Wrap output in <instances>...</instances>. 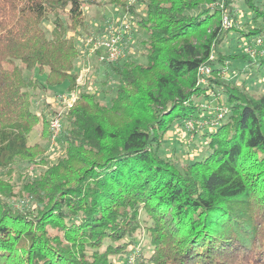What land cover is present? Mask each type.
<instances>
[{
    "label": "trees",
    "instance_id": "1",
    "mask_svg": "<svg viewBox=\"0 0 264 264\" xmlns=\"http://www.w3.org/2000/svg\"><path fill=\"white\" fill-rule=\"evenodd\" d=\"M139 1L141 13L129 0H108L147 38L142 61H101L105 93L115 94L106 104L78 84L76 43L89 33L84 7L102 0H0V264H117L143 233L152 252L142 264H264V92L225 81L238 56L219 49L237 31L223 28L225 12L235 21L243 3L264 23V8L258 0ZM239 34L254 37L242 58L262 67L264 55L255 60L245 48L264 52V24ZM201 67L210 69L205 83ZM63 85L79 98L52 160L55 110L33 105L39 91ZM217 108L229 112L213 126ZM188 121L192 132L204 130L207 156L162 155L168 133ZM32 165L39 175L14 182Z\"/></svg>",
    "mask_w": 264,
    "mask_h": 264
},
{
    "label": "rangeland",
    "instance_id": "2",
    "mask_svg": "<svg viewBox=\"0 0 264 264\" xmlns=\"http://www.w3.org/2000/svg\"><path fill=\"white\" fill-rule=\"evenodd\" d=\"M102 1L104 2V4L100 7H84L85 21L89 27V33H82V36H80V38L76 40L77 45L81 48V50H85L84 43L87 38L91 36L105 37L109 33V26H113L116 28L118 26V23L120 24L127 15L129 19L128 22L131 26L132 35L130 36L129 40H126L128 44H131V46L128 47V44L126 43L124 44V47L128 56L136 61H142L143 54L145 52L143 41L147 38L146 33L137 26V23L133 20L134 17L129 14V12L123 10V8H121L120 6L108 3V0ZM258 2L264 8V0H258ZM129 4H132V6L139 13H141L142 8L139 0H129ZM235 6L240 10L236 14L235 21L232 20V24L236 26L237 31L231 30L227 39L220 45L219 49L225 55L234 54L238 57L234 60L228 61L227 65L229 66V70L226 71L227 74H224V78L225 81L236 84H242L245 81L244 83L249 91H253L256 94H261L262 92H264V65L260 68H258L257 64L249 66L248 63L242 58L244 46L249 41L253 40L254 37H241L239 32H246L249 29H256L264 23L262 19L255 21L253 12L245 4L237 3L235 4ZM43 25L45 30L49 33L52 28V19L50 21H46ZM70 34L73 35L72 32H70ZM102 54V52H100L98 56H96V54H93L90 57V60L86 61V63H84L85 61H83V57L78 58V63L81 60V65L78 68L80 69V71L83 69H89L87 77H90V80L88 78H85L84 83L86 84V86L84 87V90L95 89L97 91H100V99L104 103L110 104V99L115 94L113 93L112 95V92L105 93V91H109L110 87L102 84L106 78V67H104L100 61V56ZM260 56L261 55H256L255 57L251 58L257 60V58H259ZM233 72L235 73L232 74ZM239 73L241 74L239 75ZM67 92L69 91L66 85L50 89L47 92L43 90L39 91L35 96L33 110L38 112L44 111L47 114L51 113L52 109L57 112L58 110H60V106L57 104L55 96ZM49 97L53 98H50V100H53L52 102L55 104V106H52L50 103L51 110L45 105V102L49 103ZM221 99L222 101H225V95L222 94ZM48 126L50 129V125ZM40 129L41 125L34 131L39 133ZM214 130L215 129H213V131ZM203 133L204 130L192 132L188 131L184 126L175 125L168 133L167 141L162 146L160 152L164 156L181 159L188 162H193L197 159L203 158L209 153V151L206 149V140H204L203 138ZM33 136L32 140H35ZM59 151L61 153L60 149L53 152V154H50L47 151L48 158L54 160L56 158V155L60 154ZM41 169L42 168L40 167V165H32L30 167L21 166L19 167V173H17L14 177V182L18 184L22 183L23 179H20V177L18 176L19 174L23 173L24 176L25 174H27L31 177H35L36 175H39ZM21 200L23 201V199ZM22 201H15V207L17 209H20L27 204H22ZM28 208H32V204L28 206L27 209ZM139 238V244L134 248V252L131 254L129 259L119 256L114 258L117 264H142L140 261L142 259L148 258L151 255L152 247L146 234L143 233L139 236Z\"/></svg>",
    "mask_w": 264,
    "mask_h": 264
},
{
    "label": "built area",
    "instance_id": "3",
    "mask_svg": "<svg viewBox=\"0 0 264 264\" xmlns=\"http://www.w3.org/2000/svg\"><path fill=\"white\" fill-rule=\"evenodd\" d=\"M223 7V3L219 4ZM128 16L118 23V26L115 28L113 26H109V33L105 37H89L85 40L84 46L85 49H88L89 53L96 54L98 51L103 54L100 56V61H107L110 63H117L126 58L127 53L125 47L123 45V37L124 34H130L132 32L131 26L129 24ZM222 25L224 29H230L232 26V19L229 17L228 13L223 14ZM130 37V36H129ZM128 37V38H129ZM257 45L260 46L263 44L262 39H258L256 41ZM245 52L249 54L251 57H255L256 55H264V52L260 53L251 47H246ZM89 69H84L81 72L80 77L78 79V84L84 85L85 78H87V74ZM210 69L207 67H201L199 69V74L202 77L201 83H205V76L209 74ZM79 95L78 91L70 90L64 94H58L55 96L57 104L60 106V110L54 112L50 118V145L48 147V153H52L57 151L58 140L62 133V123L65 114L75 105L78 100ZM217 117L213 120L211 125L216 126L221 119H223L228 114V109H216ZM201 126V125H200ZM186 129L188 131H192L194 129L193 121H188L186 123ZM24 202L22 201V204Z\"/></svg>",
    "mask_w": 264,
    "mask_h": 264
},
{
    "label": "crops",
    "instance_id": "4",
    "mask_svg": "<svg viewBox=\"0 0 264 264\" xmlns=\"http://www.w3.org/2000/svg\"><path fill=\"white\" fill-rule=\"evenodd\" d=\"M93 54H91V53H89V51H88V49H85V50H81V53H80V56H79V58H82L83 57V61H85L84 63H86V61H88V60H90V57L92 56ZM79 60V59H78ZM78 60H77V67H79L81 64V60H80V62L78 63ZM84 70V69H83ZM83 70H81L80 71V69H79V71H80V73L81 72H83ZM88 78V77H87ZM89 80H90V77L88 78ZM50 98L51 99H53L52 97H49V104L51 103V105L53 106H55V104L50 100ZM47 103V102H46Z\"/></svg>",
    "mask_w": 264,
    "mask_h": 264
}]
</instances>
